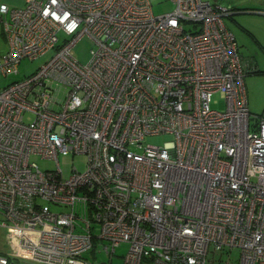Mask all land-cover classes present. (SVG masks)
<instances>
[{
  "label": "built area",
  "instance_id": "1",
  "mask_svg": "<svg viewBox=\"0 0 264 264\" xmlns=\"http://www.w3.org/2000/svg\"><path fill=\"white\" fill-rule=\"evenodd\" d=\"M170 1L157 15L149 0L0 1V74L53 50L0 89V264H115L120 243L119 264H264V112L248 111L243 81L254 67L225 7ZM58 155L82 168L64 176Z\"/></svg>",
  "mask_w": 264,
  "mask_h": 264
},
{
  "label": "rangeland",
  "instance_id": "2",
  "mask_svg": "<svg viewBox=\"0 0 264 264\" xmlns=\"http://www.w3.org/2000/svg\"><path fill=\"white\" fill-rule=\"evenodd\" d=\"M5 2L9 7L17 6L20 7L23 4V0H0ZM211 3L223 6L229 12V16L223 17V24L226 29L232 34V30L235 28L239 29L245 34L250 42V58L256 59V65L251 64L254 67L253 70L245 73L250 77L248 81V92H249V102L250 111L259 114L264 112V0H208ZM151 6V12L154 15L169 12L172 10L173 4L170 0H149ZM226 11V10H225ZM58 43L62 42L63 37H65L61 32L58 34ZM234 35V34H233ZM238 38L243 41L241 35H237ZM93 46V42L87 38V36H81L78 38L73 46L72 53L74 57L80 63H85L89 57V48ZM5 49V41L2 36H0V51ZM254 52V54H253ZM53 55V50H46L41 55L33 59L22 58L16 65V72L9 73L6 76L0 74V89L2 87L12 83L13 81H18L23 77L34 72L39 66H41L45 61H47ZM251 61V60H250ZM252 63V62H251ZM246 68V65H245ZM209 106L212 109H223V102L219 97L218 93L212 94L209 98ZM264 114V113H263ZM25 121L31 119L30 114L26 113L23 115ZM171 139L168 134L165 135H155L146 136L144 138L145 144L150 145H161L164 141ZM147 151V149H145ZM84 157L77 155L62 156L58 155L57 160L59 166L66 176L70 170L71 166H75L78 169L82 168ZM30 160L35 162L40 169H51L53 168V162L41 159L38 156H31ZM6 231L0 228V240L4 238V233ZM127 249L126 243H120L114 251L113 261L115 264H119L122 259V255ZM83 256L89 261H93V254L90 249L83 253ZM222 259L224 256L221 257ZM97 261H107V255L102 252H98L96 256ZM23 264H37L30 261H24Z\"/></svg>",
  "mask_w": 264,
  "mask_h": 264
},
{
  "label": "crops",
  "instance_id": "3",
  "mask_svg": "<svg viewBox=\"0 0 264 264\" xmlns=\"http://www.w3.org/2000/svg\"><path fill=\"white\" fill-rule=\"evenodd\" d=\"M232 32H233V36H234V39H235V42H236V45H237V50H238V53L240 54V56L243 58V60L249 65V66H251V64H253V65H256V59H254V57L253 58H251L250 60H249V58H250V42H249V40H248V38L245 36V34L243 33V32H241L239 29H237V28H235L234 30H232ZM237 35H241V38L243 39V41H241L239 38H238V36ZM253 54H254V52H253ZM252 57V56H251ZM252 62V63H251ZM247 65V66H248ZM250 80V77H248L247 75L246 76H244V79H243V81H244V85H245V89H246V101H247V108H248V111L250 112V113H254V112H252V111H250L251 109H250V102H249V99H248V97H249V92H248V81ZM254 114H256V113H254Z\"/></svg>",
  "mask_w": 264,
  "mask_h": 264
}]
</instances>
